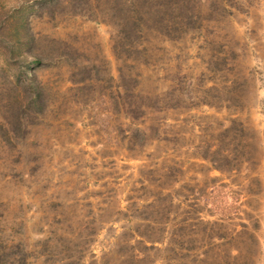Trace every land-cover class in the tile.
Wrapping results in <instances>:
<instances>
[{
	"label": "rangeland",
	"instance_id": "obj_1",
	"mask_svg": "<svg viewBox=\"0 0 264 264\" xmlns=\"http://www.w3.org/2000/svg\"><path fill=\"white\" fill-rule=\"evenodd\" d=\"M19 1L0 0V264H264V0L202 3L137 58L104 23L33 17L71 53L33 66L35 111L2 55Z\"/></svg>",
	"mask_w": 264,
	"mask_h": 264
},
{
	"label": "trees",
	"instance_id": "obj_2",
	"mask_svg": "<svg viewBox=\"0 0 264 264\" xmlns=\"http://www.w3.org/2000/svg\"><path fill=\"white\" fill-rule=\"evenodd\" d=\"M21 4L11 16V42L2 53L13 79L21 86L25 106L41 109L42 91L33 73V66L42 60L57 57L66 60L71 56L68 47L54 45L44 49L40 39L31 31V18L49 21L68 17H83L109 26L116 35V45L127 57L147 54L151 37L173 38L193 28L202 16L201 7L211 6V0H20ZM203 3V4H202ZM209 3V4H208ZM213 8L211 7L210 10ZM1 31V28H0ZM79 74L85 69L80 68ZM84 78L83 76H81ZM20 105H18L19 107ZM21 107V106H20ZM126 111L125 105H121ZM0 255V262L2 261Z\"/></svg>",
	"mask_w": 264,
	"mask_h": 264
}]
</instances>
